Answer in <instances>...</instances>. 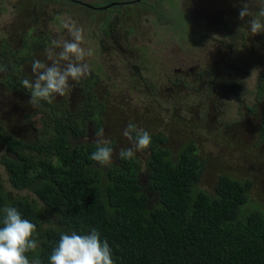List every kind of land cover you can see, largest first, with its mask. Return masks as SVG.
<instances>
[{
  "label": "rangeland",
  "instance_id": "obj_1",
  "mask_svg": "<svg viewBox=\"0 0 264 264\" xmlns=\"http://www.w3.org/2000/svg\"><path fill=\"white\" fill-rule=\"evenodd\" d=\"M64 1L0 0V65L6 68L0 72V130L38 140L52 129L39 132L47 124L43 114L74 113L84 129L76 142L96 143V128L103 127L114 162L121 149L133 147L122 134L132 122L150 134L162 131L173 152L194 141L206 160L203 189L212 192L220 174L248 179L253 205H262L264 108L256 94L264 74V32L251 35L249 21L264 23V0H248L252 15L244 20L239 11L247 0H146L121 8L112 5L119 0ZM65 17L83 29L82 47L93 51L83 61L89 74L70 80L69 94L32 107L21 81L34 79L31 64L45 60L52 39H70L61 25ZM229 83L237 84L236 92ZM5 151L0 143V157ZM147 153L135 155L144 159ZM0 181L15 195L35 198L29 189L10 186L1 163ZM141 183L153 196L145 175Z\"/></svg>",
  "mask_w": 264,
  "mask_h": 264
},
{
  "label": "trees",
  "instance_id": "obj_2",
  "mask_svg": "<svg viewBox=\"0 0 264 264\" xmlns=\"http://www.w3.org/2000/svg\"><path fill=\"white\" fill-rule=\"evenodd\" d=\"M228 88L236 92L237 84ZM256 97L264 108V74ZM45 114L39 132L49 125L48 137L23 140L0 130L6 149L0 163L10 186L35 195H15L0 181V226L6 205L34 223L41 264H48L61 233L85 235L93 228L108 242L114 264H264V203L253 205L248 179L220 174L212 192L200 187L206 160L194 141L173 152L167 136L154 132L144 159L118 155L101 166L90 159L96 143L76 142L84 129L74 113Z\"/></svg>",
  "mask_w": 264,
  "mask_h": 264
},
{
  "label": "clouds",
  "instance_id": "obj_3",
  "mask_svg": "<svg viewBox=\"0 0 264 264\" xmlns=\"http://www.w3.org/2000/svg\"><path fill=\"white\" fill-rule=\"evenodd\" d=\"M250 15L252 13L247 0L239 11V19L244 20ZM259 16L264 17V7L260 8ZM61 25L70 39L63 35L52 39L45 49V60L37 59L31 64L34 79L21 81L22 87L30 90L29 104L32 107H38L41 101L52 103L57 95L62 97L69 94L72 89L69 81L79 82L89 74V65L83 61L85 57L92 56L93 51L82 47L83 29L71 17L63 18ZM249 25L251 35L264 32V23L258 19H251ZM3 71L6 68L0 65V72ZM122 134L133 147L119 151L121 160H131L137 151H143L150 146V133L132 122L127 124ZM95 136L98 138L96 150L90 159L101 166L111 165L113 148L109 146L110 141L103 138V127L97 129ZM3 212L0 226V264H41L37 251L39 241L34 238L36 225L22 218L16 207L6 205ZM27 253H33L34 258L30 260ZM48 264H114V261L108 242H102L98 231L93 228L85 235L76 232L61 233L48 258Z\"/></svg>",
  "mask_w": 264,
  "mask_h": 264
},
{
  "label": "flooded vegetation",
  "instance_id": "obj_4",
  "mask_svg": "<svg viewBox=\"0 0 264 264\" xmlns=\"http://www.w3.org/2000/svg\"><path fill=\"white\" fill-rule=\"evenodd\" d=\"M61 1H63L64 3H65V1L64 0H61ZM71 2L73 1V3H81V4H84L85 2H83V1H80V0H70ZM129 3H131L130 5H133V4H145L146 2H143L142 3V0H123V1H121V0H119V1H117V2H115V4H112V5H116V6H118L119 8H121L124 4H129ZM115 6V7H116ZM102 7V6H101ZM101 7H98V6H96V8H98V9H100ZM158 17L159 18H161V14H159L158 15ZM130 30H133V29H130Z\"/></svg>",
  "mask_w": 264,
  "mask_h": 264
}]
</instances>
